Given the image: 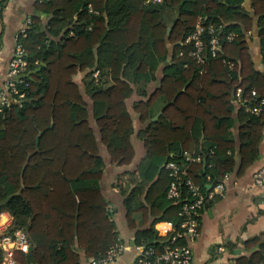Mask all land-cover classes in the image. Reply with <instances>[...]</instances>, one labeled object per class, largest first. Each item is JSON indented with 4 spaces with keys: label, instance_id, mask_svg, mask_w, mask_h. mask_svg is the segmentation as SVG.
Returning <instances> with one entry per match:
<instances>
[{
    "label": "trees",
    "instance_id": "1",
    "mask_svg": "<svg viewBox=\"0 0 264 264\" xmlns=\"http://www.w3.org/2000/svg\"><path fill=\"white\" fill-rule=\"evenodd\" d=\"M245 1L164 0L147 6L146 0H38L48 20L33 17L28 35L21 39L29 63V87L21 85L26 99L0 113V215L9 213L13 226L25 229L31 241L28 254L15 253L17 264H80L77 249L99 259L121 242L102 193L106 164L90 123L89 104L74 80L85 71L90 76L100 72L98 83L92 76L87 94L101 141L115 165H130L136 155L126 101L138 91L136 85L148 98L135 104L141 122H149L138 135L146 156L136 186L123 189L130 226L135 227L138 212L144 224L150 223L137 231L135 247L161 255L186 244L184 239L172 243L184 218L181 205L168 199L171 178L165 164L182 162L185 151L201 156L203 162L191 164L189 171L206 191L210 181L219 183L233 172L237 164L234 155L227 154L236 148L232 136L214 145L202 146L200 140L210 123L225 129L233 124V95L242 104L239 175L260 156L264 75L249 59L247 34L256 29L264 50V0H250L252 12L240 8ZM164 6L176 13L169 35ZM200 17L222 37L218 57L207 52L204 64L190 56L191 46L185 43ZM232 33L236 37L230 41ZM165 63L159 87L148 95L144 83L157 81ZM107 78L113 83L109 87ZM238 88L243 89L241 98ZM157 103L164 115L153 122ZM256 106L261 107L259 114L251 111ZM161 222L173 226L167 236L156 229ZM246 247L257 249L233 264H264V235Z\"/></svg>",
    "mask_w": 264,
    "mask_h": 264
},
{
    "label": "crops",
    "instance_id": "2",
    "mask_svg": "<svg viewBox=\"0 0 264 264\" xmlns=\"http://www.w3.org/2000/svg\"><path fill=\"white\" fill-rule=\"evenodd\" d=\"M37 2L38 0H8L0 11V91L4 88L9 62L15 53L17 45L16 35L18 32L26 25L29 18L39 17L45 23L48 20V15L38 9ZM240 8H245L247 11L252 12L250 0L245 1ZM168 13L170 15H167ZM163 17L165 21L169 19L166 21L168 24L167 34L169 35V29L172 31L174 26L172 19L176 18V13L164 6ZM247 40L249 59L254 63L255 68L264 75V50L257 36L256 29L247 34ZM165 65L167 66L168 63L160 66L156 76L157 81L144 83L143 89L148 92V95H151L159 87ZM89 73L90 71L79 72L74 80L89 104L90 123L98 137L100 154L106 164L101 180L102 193L109 205V211L114 214L113 217L119 240L127 247L122 256L110 264H134L138 256V250L135 247L136 233L140 229L148 228L150 223L144 224V215L142 212H138L134 216L135 227L132 228L130 226L125 208L126 196L123 193V189L131 190L136 186L139 181L138 167L146 156L145 143L138 135L140 131L145 130L149 126V122H141L139 113L135 110V104L139 101H146L148 98L139 93V87L136 85L138 91L126 101L129 114L133 120L134 133L132 143L136 155L130 165H115L111 162L107 148L101 141L100 131L93 118L92 98L87 94V86H89L92 76L95 83H98L99 79L94 77L96 72L91 76ZM107 79L105 87L113 84L110 78ZM128 79L134 86V80ZM233 104L234 110L231 116L233 124L231 123V126L225 129L223 126L215 127L214 123H210L200 138L201 143H203L202 146H206L214 145V141H224V139H229L232 136L236 148L234 147V152L228 149L227 154L234 155L237 166L232 173L228 174L224 198L210 201L201 215L200 238L192 245L193 264H221L224 262L233 264L234 259L243 255H250L257 249L256 247L249 250L246 247V243L249 240L264 235V188L258 187L254 181L256 171L264 164V128L259 145V158L243 174L239 175L242 164L239 109L242 104L235 100L234 95ZM155 107L158 110L157 114L152 118L153 122L158 121L164 115V109H160L159 103ZM197 135H200V132ZM156 229L161 236H167L173 227L168 222H161L157 224ZM219 247L225 249L224 255L217 253ZM77 252L80 257V264H90L92 257L88 258L81 248L77 249ZM0 264H3V260Z\"/></svg>",
    "mask_w": 264,
    "mask_h": 264
},
{
    "label": "built area",
    "instance_id": "3",
    "mask_svg": "<svg viewBox=\"0 0 264 264\" xmlns=\"http://www.w3.org/2000/svg\"><path fill=\"white\" fill-rule=\"evenodd\" d=\"M0 0V11L2 9ZM164 0H146L147 6H159ZM90 13H95L92 9ZM205 18L198 19L195 30L186 38L185 43L191 46L190 56L199 64L205 63L206 53H210L213 58H217L222 50V37L220 31L215 25L205 24ZM32 18L27 20L26 25L16 35V49L14 56L11 58L6 76V82L2 91H0V113H3L13 104L20 103L26 99V92L21 85L26 83L29 77L27 72L29 63L27 53L21 39L28 35V31L32 25ZM236 37L235 34H229L227 39L232 41ZM230 67L234 65L230 63ZM204 72L201 71V74ZM100 72L96 71L94 77L99 79ZM242 88L236 91L237 97L241 98ZM253 96H257V92H252ZM264 104V99L262 100ZM252 113L259 114L261 107L256 106ZM201 156H194L193 153L185 151L183 153V161L167 162L165 167L169 171L171 184L168 191V199L180 206L181 216L184 218L181 224L182 231L174 235L172 243L175 244L179 239L185 240L186 244L177 245L168 248L164 253L159 255L153 249H146L144 246L136 247L138 256L134 264H193L194 255L192 245L200 238L201 215L207 204L218 198H224L226 193V175L221 182H209L212 186L209 190H204L198 185L190 174V165L193 163H201ZM210 179V178H208ZM255 184L264 188V164L258 169L254 176ZM183 188L186 189V197L183 196ZM112 214V213H111ZM172 225V224H171ZM173 227V226H172ZM173 230V229H172ZM127 247L121 242L115 245L106 256L99 259H92L90 264H110L117 261L126 251ZM31 250V241L28 232L22 228L13 226V218L9 213L0 215V254L3 264H17L15 261V253L22 252L28 254ZM217 253L225 254V249L219 247ZM221 264H227L226 262Z\"/></svg>",
    "mask_w": 264,
    "mask_h": 264
},
{
    "label": "water",
    "instance_id": "4",
    "mask_svg": "<svg viewBox=\"0 0 264 264\" xmlns=\"http://www.w3.org/2000/svg\"><path fill=\"white\" fill-rule=\"evenodd\" d=\"M41 14H43V13H41ZM170 31H171V29H169V34H170ZM44 65H45V64L42 63V66H44ZM39 70H40V68H39ZM29 102H31V101H29ZM39 141H40V137L37 138V143H38V145H39ZM206 187H207L208 189H211V188H212L211 185H207Z\"/></svg>",
    "mask_w": 264,
    "mask_h": 264
},
{
    "label": "rangeland",
    "instance_id": "5",
    "mask_svg": "<svg viewBox=\"0 0 264 264\" xmlns=\"http://www.w3.org/2000/svg\"><path fill=\"white\" fill-rule=\"evenodd\" d=\"M167 15H170V14L168 13ZM167 15H166V16H167ZM168 20H169V19H166V21H168Z\"/></svg>",
    "mask_w": 264,
    "mask_h": 264
}]
</instances>
